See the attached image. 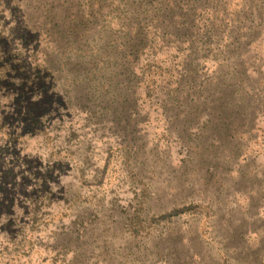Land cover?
<instances>
[{"label":"rangeland","instance_id":"rangeland-1","mask_svg":"<svg viewBox=\"0 0 264 264\" xmlns=\"http://www.w3.org/2000/svg\"><path fill=\"white\" fill-rule=\"evenodd\" d=\"M232 1L248 20L198 57L211 99L155 112L118 56L136 4L72 35L77 0H0V264H264V137L240 135L264 131V0Z\"/></svg>","mask_w":264,"mask_h":264},{"label":"trees","instance_id":"trees-1","mask_svg":"<svg viewBox=\"0 0 264 264\" xmlns=\"http://www.w3.org/2000/svg\"><path fill=\"white\" fill-rule=\"evenodd\" d=\"M118 1L122 0H110V3L109 0H77L78 8H74L72 12L74 20L69 24V33L74 35L79 28H84L89 32V28L104 20L106 7L111 6L108 13L118 10V7L114 6L115 3L119 4ZM203 2L204 0H129L125 3L128 8L131 4H136L140 16L132 23L125 18L124 23L116 26L118 29L115 34L122 33L127 38L124 45L119 48L118 56L126 61L132 71L133 68H138L146 90L143 103L148 102L154 106L155 112L168 105L176 108H190L194 103L198 104L203 100L208 102L213 95V90L210 89L208 94H205L204 82L206 81L198 80L201 75L198 57H204L201 54L209 41L208 36L223 31L225 24L238 22L240 26L244 12L241 10L242 7H234L233 1L227 0L232 13L228 21L225 18L218 20L219 7L216 5L204 9L210 13V18L214 16L213 23L208 22L209 18L200 26L198 25L201 22L199 19L205 14L198 10V3L201 5ZM128 11L135 14V10ZM243 20L247 21V16H243ZM189 24L191 27H188ZM257 35L250 33V38L247 40L250 47L256 46ZM236 50H241V46H238ZM194 52L197 56H194ZM132 71L130 72L133 73ZM152 95L155 97L152 98ZM187 99H190L189 104H185ZM222 102V105L226 104L225 101ZM248 107H250L249 104ZM187 114L192 116L191 124L200 125V107H196L194 112L189 110ZM242 128L244 130L240 132V135L249 141L251 148H255L260 139L258 137H264V131L259 128L250 129L248 122H245ZM247 131L248 134L245 133ZM8 133L5 122L0 118L1 142L8 138ZM177 137L182 142V146L188 150L187 154L194 151L191 147L193 142H197L194 146L196 149L201 147L197 137L195 140L189 137L182 140V136Z\"/></svg>","mask_w":264,"mask_h":264}]
</instances>
